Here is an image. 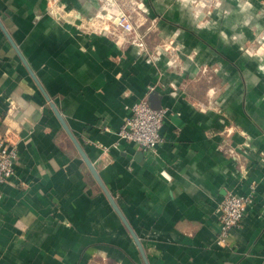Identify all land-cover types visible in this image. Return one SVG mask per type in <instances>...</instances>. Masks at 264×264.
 Masks as SVG:
<instances>
[{
  "label": "crops",
  "instance_id": "1",
  "mask_svg": "<svg viewBox=\"0 0 264 264\" xmlns=\"http://www.w3.org/2000/svg\"><path fill=\"white\" fill-rule=\"evenodd\" d=\"M101 3L0 0V139L17 148L0 264H264V0H226L208 26L195 0H120L143 47ZM145 97L167 108L154 152L119 134ZM251 190L220 244L225 194Z\"/></svg>",
  "mask_w": 264,
  "mask_h": 264
},
{
  "label": "built area",
  "instance_id": "2",
  "mask_svg": "<svg viewBox=\"0 0 264 264\" xmlns=\"http://www.w3.org/2000/svg\"><path fill=\"white\" fill-rule=\"evenodd\" d=\"M99 14L114 18L117 25L121 26L126 33L132 35V42L143 47L145 42L132 20V9L121 6L120 0H101ZM102 11L106 13H102ZM167 108L154 107L148 98L136 101L131 107L119 134L122 138L133 141L147 151L154 152L163 140L161 127ZM17 157V148L7 138L0 139V197L2 196L1 185L8 181L14 174V162ZM254 192L240 194L229 191L221 202V227L218 234V242L225 244L231 230L238 226L247 210L253 202Z\"/></svg>",
  "mask_w": 264,
  "mask_h": 264
},
{
  "label": "water",
  "instance_id": "3",
  "mask_svg": "<svg viewBox=\"0 0 264 264\" xmlns=\"http://www.w3.org/2000/svg\"><path fill=\"white\" fill-rule=\"evenodd\" d=\"M54 107L55 105L52 104ZM55 111L59 117V119L61 120L64 128L66 129V131L68 132V134L70 135V137L72 138L76 148L78 149L80 155L82 156V158L84 159L85 163L87 164L88 168L90 169V171L92 172V174L94 175V177L96 178L97 182L100 184V186L103 188V190L105 191V193L107 194L110 202L112 203V205L114 206L115 210L120 214V216L123 218V220L127 223V220L125 219L124 215L122 214L118 204L116 203L112 193L110 192V190L107 188L106 184L104 183V181L102 180L98 170L96 169L94 163L92 162V160L90 159V157L88 156V154L86 153L84 147L82 146V144L79 142V140L77 139V137L73 134V132L70 130L67 122L65 121V119L63 118V116L61 115V113L59 112V110H57V108L55 107ZM130 230L133 232V230L130 228ZM133 235L140 247V249L142 250V252L144 253L143 250V246L140 243L139 238L136 236V234L133 232Z\"/></svg>",
  "mask_w": 264,
  "mask_h": 264
},
{
  "label": "rangeland",
  "instance_id": "4",
  "mask_svg": "<svg viewBox=\"0 0 264 264\" xmlns=\"http://www.w3.org/2000/svg\"><path fill=\"white\" fill-rule=\"evenodd\" d=\"M195 1H197L198 5H194V8L198 12L197 15L200 18V23H202L205 26H208V24L210 23L212 24L211 22L212 20H216L212 16L213 13L214 15H219V14L222 15L224 13L229 12V6L225 3L226 0H195ZM218 23L219 21L217 22V24Z\"/></svg>",
  "mask_w": 264,
  "mask_h": 264
}]
</instances>
